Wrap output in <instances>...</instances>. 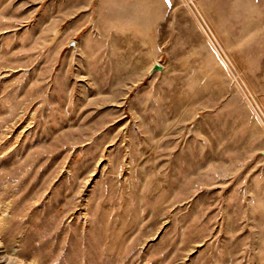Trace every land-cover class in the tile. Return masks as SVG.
Listing matches in <instances>:
<instances>
[{
  "label": "rangeland",
  "instance_id": "obj_1",
  "mask_svg": "<svg viewBox=\"0 0 264 264\" xmlns=\"http://www.w3.org/2000/svg\"><path fill=\"white\" fill-rule=\"evenodd\" d=\"M0 264H264V0H0Z\"/></svg>",
  "mask_w": 264,
  "mask_h": 264
},
{
  "label": "water",
  "instance_id": "obj_2",
  "mask_svg": "<svg viewBox=\"0 0 264 264\" xmlns=\"http://www.w3.org/2000/svg\"><path fill=\"white\" fill-rule=\"evenodd\" d=\"M163 67L160 63H155L151 69V72L156 71V70H161Z\"/></svg>",
  "mask_w": 264,
  "mask_h": 264
}]
</instances>
